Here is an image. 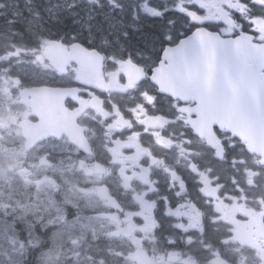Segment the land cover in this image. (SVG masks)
Wrapping results in <instances>:
<instances>
[{
	"label": "flooded vegetation",
	"instance_id": "obj_1",
	"mask_svg": "<svg viewBox=\"0 0 264 264\" xmlns=\"http://www.w3.org/2000/svg\"><path fill=\"white\" fill-rule=\"evenodd\" d=\"M235 1L222 0L218 4H211L210 7L219 11L223 18L218 21L219 18L214 16L213 20L220 24H209L227 35L250 33L256 40L264 41L262 33L264 17L252 16L254 10L250 7L252 2H261V12L264 14V0H238L239 4H235ZM236 13L242 14L244 18L235 19ZM24 34H28L24 32V28L19 30V36ZM34 41L35 39L32 40ZM13 56L14 58L7 63L0 62V77H4L0 79V101L3 96L1 93H7L10 97L15 96L19 101L11 103L9 111L4 110L5 106L0 102V133L6 134L0 141L12 137V134H8V129L17 131L15 142L20 148L21 158L27 161L32 156L40 169L44 170V174L35 182L38 187L46 188L52 200L61 186L59 177L55 176V170H72V167L86 170L97 165L107 168L109 172L101 179L91 181L87 177L82 179L80 185L88 192L90 189L98 190L91 191L92 194H97L99 201L102 202L95 215L111 225L107 233L112 235L109 240L105 235H101L100 241L108 246L114 244V251L125 250L126 243L128 248L134 247L136 239L139 238L136 234L146 232L156 221L159 206L166 210L175 202H179L177 200L173 202L175 198H189L191 189H199L204 175L208 176L211 185L216 186L212 174H206L209 168L207 159L198 158L194 150L197 146L195 140L191 134L184 132L183 123L178 120H181L180 114L176 110L177 121L167 117L168 106L171 108L175 106L177 109L178 104L174 102L171 103L172 106L166 97L157 92L148 78L150 71H145L143 79L133 88L121 91L120 85L130 83L133 79H127L119 63L110 65L106 62L102 71V81L95 87L88 85L90 81L85 79L83 72L74 65L65 72H59L40 55ZM19 61H25L23 64H26V67H22L23 64H19ZM13 64L17 67L12 68L11 73L5 71ZM16 80L20 83L16 84ZM41 87L72 90L67 97H60L55 93L50 98L53 102L58 101L57 105L52 106L53 115L59 120L63 130H68L76 139L85 137L91 149L90 153L80 151L81 146L72 143L65 131H61L59 136L47 137L26 148L29 130L25 132L23 121L33 122L32 130L36 133L34 124L36 125L38 117L36 113L34 116L31 114L30 97L25 90L29 88L36 90ZM35 97L39 98L37 95ZM60 100L62 102L59 104ZM80 104L87 107L77 117L76 124H68ZM16 110H20L22 114H16ZM87 144L83 142L82 145ZM49 153L51 159L47 163H41ZM113 159L116 163H111ZM81 160L84 161V167L80 165ZM143 170H149V175L145 179ZM124 177H129L127 187H124ZM147 179L150 185H145ZM50 195L41 193L36 197L34 205L38 214L46 213L45 209L51 205ZM139 196H144V200L152 207L145 208L137 199ZM106 198L112 203L107 204ZM191 202L187 207L195 208L194 201ZM141 213L143 215H140ZM8 217L2 206L0 219L7 220ZM244 218L249 221V218L245 216ZM253 226V223L248 222L251 233ZM53 228L49 227L47 231H42L39 225H36V232H43L45 236ZM39 245L44 248L42 243ZM193 251V258L196 264H199L197 251Z\"/></svg>",
	"mask_w": 264,
	"mask_h": 264
},
{
	"label": "water",
	"instance_id": "obj_2",
	"mask_svg": "<svg viewBox=\"0 0 264 264\" xmlns=\"http://www.w3.org/2000/svg\"><path fill=\"white\" fill-rule=\"evenodd\" d=\"M252 40L246 35L221 37L218 33L197 29L164 50L162 61L152 69L150 77L162 93L196 103L190 112L196 117L189 123L194 133L215 149L218 156H222L223 148L214 128L240 140L264 165V44ZM42 53L58 70L74 62L87 77L100 80L103 56L95 49L80 43L67 46L50 40ZM123 66L129 76L135 78L134 72L138 70L142 77L139 71L142 69L130 59ZM55 92L66 97L60 91ZM44 94L40 91L35 107L43 117L39 123L40 137L46 131L51 133L53 128L49 125L57 122L52 106L58 101L46 99ZM77 114H73L71 122ZM259 228L264 230L260 225Z\"/></svg>",
	"mask_w": 264,
	"mask_h": 264
},
{
	"label": "rangeland",
	"instance_id": "obj_3",
	"mask_svg": "<svg viewBox=\"0 0 264 264\" xmlns=\"http://www.w3.org/2000/svg\"><path fill=\"white\" fill-rule=\"evenodd\" d=\"M217 1L221 0H207L202 3L207 16L214 14L209 10V6ZM51 7L52 5L47 6V8ZM25 26L27 28L28 23ZM6 31L7 25H1L0 56L9 55V53L19 55L15 54V48L18 46L12 47L15 42H5ZM262 33L264 34V31ZM19 48L21 49L20 55L41 56L42 47L38 43L36 46L23 45ZM22 67H26V64ZM1 94L3 96L0 102L5 106L6 111H9L11 103L19 101L15 96L10 97L7 93ZM15 113L22 114L20 110H16ZM8 122L11 126L10 121ZM8 134H12V137L0 141V209L3 206L6 214L9 215L7 220L0 219V264H27V261H31L28 264H99V260H104V258L100 256L101 250L97 236L98 234L105 235L109 240L112 235L107 233V230L111 228V225L106 221H101L95 215V212L102 206L98 195L86 191L80 185L81 180L87 177L91 181H97V176L75 167H72V170H55V176L59 177L61 186L55 192V199L52 200L46 188L38 187L35 182L39 176L44 174V170L40 169L32 156L27 161L21 158L20 148L15 142L17 131L8 129ZM0 135V138L6 137V134L0 133ZM41 193L50 195L51 205L45 209V214H38L37 207L34 205L36 197ZM219 206L228 217L233 214V209L238 208L235 201ZM64 208H69V210ZM60 216H65L66 220H60ZM77 216L80 217L79 220L75 219ZM36 225H39L42 231H47L49 227L54 228L48 232L44 252L40 253L34 261L30 260L26 254V248L27 246L35 248L41 243V238L36 232ZM234 232L243 240L251 239L247 234V229L244 231L243 228H235ZM89 237L91 242H87ZM74 239L77 241L76 244L72 243ZM253 241V245L259 248L260 253H264L263 243H259L257 239ZM130 251L129 256L119 259L120 264H154L156 262L152 256L153 249L146 256L138 255L137 259L140 261L131 258V255L137 253L138 248ZM89 255L93 257L92 260L87 259ZM105 264H107L106 261ZM110 264H116V262Z\"/></svg>",
	"mask_w": 264,
	"mask_h": 264
},
{
	"label": "trees",
	"instance_id": "obj_4",
	"mask_svg": "<svg viewBox=\"0 0 264 264\" xmlns=\"http://www.w3.org/2000/svg\"><path fill=\"white\" fill-rule=\"evenodd\" d=\"M177 1L94 0L93 3H84L78 0L79 7L74 11L78 12L79 15L72 17L69 12L65 11L59 17V21L62 22H59L50 18L45 12V8L48 5L53 7L56 4L66 7L72 0H32L31 3H28L27 0H0V5H3L0 7V27L6 24L7 34L14 37L13 41L30 46L32 45V36L19 38L18 32L22 28L26 30L24 25L31 20L36 11H39L41 20L37 22L45 23L47 29L43 34L45 38H55L65 42L76 40L88 47L102 50L108 56H116L119 59L131 57L138 63L149 66L158 59L160 49L166 43L169 35L175 37L178 33L187 31L188 27L191 26L192 20L187 14L175 11ZM29 8L32 9L31 13L28 11ZM89 15L96 17L90 22L93 26L91 33L82 31L89 24ZM65 17L67 18L65 19ZM10 20L14 23H8ZM114 23L113 35L108 37L109 45H102V36L107 34L109 24ZM100 24L104 26V33L97 30L96 26ZM124 31L128 33L127 39L122 35ZM12 32L17 33V35H13ZM116 32L121 33L120 42L125 45L124 51H121L115 43H111L116 38ZM73 35L76 39H72ZM90 38L91 42H89ZM146 58L151 60L144 62ZM204 157L210 162L208 166L216 171L215 175L220 176V182L224 183L230 192L235 191L231 189L232 187L230 188V180L233 181L234 177L239 181L246 196L262 195L264 197V169L255 165L254 158L246 154L239 146L226 147V160L213 158L207 150ZM247 170L256 171L258 174V187L248 186L244 183V171ZM196 196H198V191L193 188L192 197L195 198ZM199 203H202L201 199ZM207 209L205 208V211ZM210 212L207 213L210 214ZM225 236L226 233L218 231L212 232V235L208 236L205 234L204 239L206 243L210 241L211 245L218 247L221 245L219 243L220 238ZM28 256L31 258L33 254L30 253ZM28 263L31 261H27Z\"/></svg>",
	"mask_w": 264,
	"mask_h": 264
},
{
	"label": "snow or ice",
	"instance_id": "obj_5",
	"mask_svg": "<svg viewBox=\"0 0 264 264\" xmlns=\"http://www.w3.org/2000/svg\"><path fill=\"white\" fill-rule=\"evenodd\" d=\"M27 2L31 3L32 0H27ZM81 2L93 3L94 0H81ZM0 7H3V5H0ZM78 7H79L78 0H72V2L67 4L66 7L62 6L61 4H56L51 8H46L45 12L54 21H59L60 15L65 11L69 12L72 17L78 16L79 13L74 11ZM28 11L31 13L32 9L29 8ZM66 18L67 17H65V19ZM94 19H96L95 16L89 15L88 16L89 24L84 29H82V31H87L91 33L93 26L90 22ZM40 20H41L40 12L36 11L34 13L33 19L28 21V26H27L26 31L28 32L29 35L35 38V40L41 47H43V46H46L50 41L47 38H45L43 35L47 31L45 23L44 22L37 23V21H40ZM59 22H62V21H59ZM76 22L79 23V21H76ZM8 23L11 24V23H14V21L10 20ZM96 27L99 32L104 33L103 24L97 25ZM108 28L109 30L107 34L102 36V39H101L102 45H109L110 41L108 37L113 35L112 29L115 28V24H109ZM13 35H17V33L13 32ZM120 35L121 33H117L116 38L113 41H111V43H115L120 48L121 51H124L125 45H123L120 42ZM122 35L125 39H127V35H128L127 31H124ZM72 39H76L75 35H73ZM89 42H91V38ZM33 51H35V49H33ZM20 53H21V49L19 47H16L15 54H20ZM130 55L131 54L129 53V56ZM13 58H14L13 53H9L7 57L0 56V62L7 63ZM37 59H39V57H37ZM18 63L23 64L25 63V61H19ZM15 67H17V65L13 64L11 65V67L6 68L5 71L11 73L12 68H15ZM3 78L4 77H0V79H3ZM15 83L19 84L20 81L16 80ZM80 151L90 153L91 149L87 145H81ZM109 151H115V150L109 149ZM50 159H51V153H49L48 156L45 157L41 161V163H47ZM111 163H116V160L115 159L111 160ZM80 165L81 167H84L83 160L80 161ZM86 171L89 174H95L98 180L104 177V175L109 172L107 168L100 167L99 165H97L94 168L86 169ZM121 174H123V169H121ZM128 179L129 177H124V180H125L124 187H127ZM233 183H235V181H233ZM249 185L256 186V187L259 186V185L253 184V181L251 179L249 180ZM209 186H210V182H205V187L208 188ZM89 191L91 192V191H98V190L90 189ZM200 191L206 197L205 204L211 206V213H212L211 215H209L208 213H205L203 209L199 208V206H196L195 208H191V207L178 205L176 206L174 210L171 207H169L164 212V215L172 221V223H170L169 226L175 229L177 232L181 233V236L179 238L172 236V235L164 236V242L166 245L169 246V251H168L169 261L167 262V264H172V261H175V260H180L181 264H196V261L193 259V255L191 254L186 259H181V256H182L181 250H175L174 246H176L178 243L181 244L184 248H191L193 245H196V244H200L201 246H203L205 244L204 237L208 231H211L213 233L219 231L218 227H215V226L220 223V219H218V217L221 216V210H220L219 204L216 203V201L234 199L230 193H225L223 196H221L215 187H211L210 190L208 191H205L202 188ZM236 191L243 192V189L237 187ZM85 194L87 195L88 193H85ZM209 197L211 199H209ZM137 199L141 202L142 205H144L145 208L152 207V205L147 204V202L144 200V196H139L137 197ZM165 199L167 198L165 197ZM105 202L107 204L112 203V201L107 198L105 199ZM140 215H143V214L141 213ZM144 218L147 219V217H144ZM59 219L63 221V220H66V217L60 216ZM75 219L79 220L80 217L77 216L75 217ZM185 220L187 221V223L183 222ZM83 226L87 227V225H83ZM161 227L162 225L159 223L158 220L154 222V227L152 229L154 236L156 234V231H158ZM193 232L196 233V236L190 235V233H193ZM197 236L200 238L199 240L196 238ZM72 243L76 244L77 241L74 239L72 240ZM219 243L227 244L228 241L225 238L221 237L219 240ZM208 248H211L210 241L208 242L207 248H205L204 250L207 251ZM87 259L92 260L93 257L89 255ZM99 264H105V261L103 259H100ZM211 264H219L218 258L213 259L211 261Z\"/></svg>",
	"mask_w": 264,
	"mask_h": 264
},
{
	"label": "bare ground",
	"instance_id": "obj_6",
	"mask_svg": "<svg viewBox=\"0 0 264 264\" xmlns=\"http://www.w3.org/2000/svg\"><path fill=\"white\" fill-rule=\"evenodd\" d=\"M24 32H27L25 29H24ZM19 36V35H18ZM28 38V37H31V35H28V34H24L23 36H19V38Z\"/></svg>",
	"mask_w": 264,
	"mask_h": 264
}]
</instances>
